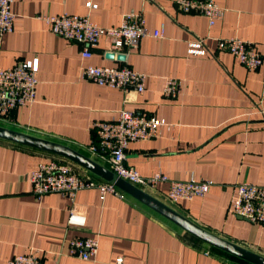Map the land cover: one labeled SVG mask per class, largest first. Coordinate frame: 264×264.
I'll list each match as a JSON object with an SVG mask.
<instances>
[{
    "label": "crops",
    "instance_id": "obj_1",
    "mask_svg": "<svg viewBox=\"0 0 264 264\" xmlns=\"http://www.w3.org/2000/svg\"><path fill=\"white\" fill-rule=\"evenodd\" d=\"M97 4L89 8L87 2ZM225 9L212 27L200 14L181 12L174 0H11L13 30L0 35V66L38 59L35 101L17 108L0 126L67 145L109 168L93 123L109 121L122 109L155 115L174 125L159 135L131 142L125 163L142 176L160 171L171 179L211 180L203 197L169 205L168 184L145 190L203 229L264 256V225L230 212L234 186L264 185V64L249 70L220 50L218 38L256 44L264 57V0H215ZM141 12L149 30L164 24L162 38L142 37L121 60L108 57L102 38L83 58L82 46L53 33L39 14L87 15L116 26L128 12ZM202 40L205 55L188 54ZM128 66L146 74L145 90L99 86L81 76L83 65ZM166 77L181 82L175 98L162 93ZM57 159L96 181H105L70 160L0 139V264L35 251L45 264H251L213 249L132 196L81 189L72 202L58 193L37 197L29 180L40 162ZM73 209V213H71ZM97 236V254H70V241Z\"/></svg>",
    "mask_w": 264,
    "mask_h": 264
},
{
    "label": "built area",
    "instance_id": "obj_2",
    "mask_svg": "<svg viewBox=\"0 0 264 264\" xmlns=\"http://www.w3.org/2000/svg\"><path fill=\"white\" fill-rule=\"evenodd\" d=\"M177 8L184 13L202 15L209 27H212L223 17L225 9L215 0H174ZM89 8H96L97 4L87 2ZM49 29L68 41L77 42L82 46L83 58L91 56V48L96 47L102 38L108 40V52L126 54L135 48L139 40L145 36L162 38L164 24L159 28L149 30L141 12H128L122 16L116 26H101L87 15L68 13L39 14ZM14 14L11 11V0H0V35L13 30ZM217 46L220 50L233 55L240 64L249 70H255L264 64L263 55L256 49V44L238 37L218 38ZM188 54L205 55L206 48L202 40L189 42ZM38 59L19 61L10 67L0 66V119L9 118L12 111L27 106L35 101V88L38 82ZM81 76L99 86L132 90L143 93L145 90L146 74L128 66L83 65ZM181 91V82L174 77H166L162 93L167 98H175ZM174 128L164 119L155 115L140 114L134 110L122 109L113 120L96 121L93 129L96 141L89 146L90 151L102 153L109 162V169L117 176L142 190L154 189L159 182L167 183V199L172 202L192 200L205 196L212 185L211 180L186 181L171 179L166 174L157 171L151 176H142L134 167L125 163L126 150L131 142L149 140L159 135L161 126ZM32 192L40 197L47 193H58L72 202L81 189L96 188L100 199L107 193L123 197V193L113 184L106 181H96L88 176L77 173L67 162L51 159L40 162L31 171L29 177ZM230 212L251 223L264 225V185L249 182L238 183L234 186L231 198ZM73 213V209H71ZM99 241L97 236L75 238L70 241L69 252L83 260H90L97 254ZM7 264H45L39 260L35 251L16 254ZM52 264H57L56 262ZM122 264V258L116 260Z\"/></svg>",
    "mask_w": 264,
    "mask_h": 264
},
{
    "label": "water",
    "instance_id": "obj_3",
    "mask_svg": "<svg viewBox=\"0 0 264 264\" xmlns=\"http://www.w3.org/2000/svg\"><path fill=\"white\" fill-rule=\"evenodd\" d=\"M107 54L108 57H113L115 55L113 52H108ZM117 57L123 60L125 56L123 54H118ZM0 139L64 157L92 172L106 182L113 184L122 192L132 196L136 200L145 204L160 215L169 219L183 230L187 231L197 239L209 244L210 246L245 260L251 264H264V256L203 229L199 225L189 220L187 217L175 211L167 204L151 196L146 191L117 176L109 168L102 166L93 159L67 145L19 132L3 126H0Z\"/></svg>",
    "mask_w": 264,
    "mask_h": 264
},
{
    "label": "trees",
    "instance_id": "obj_4",
    "mask_svg": "<svg viewBox=\"0 0 264 264\" xmlns=\"http://www.w3.org/2000/svg\"><path fill=\"white\" fill-rule=\"evenodd\" d=\"M123 193V192H122ZM123 195H124V193H123ZM210 246V245H209ZM211 248H213V249H217V248H215V247H212V246H210ZM222 251V250H221ZM224 252V251H223ZM230 255V254H229ZM232 258H236V259H239V260H241V261H243V262H245V263H247V261H245V260H242V259H240V258H237V257H235V256H233V255H230Z\"/></svg>",
    "mask_w": 264,
    "mask_h": 264
},
{
    "label": "rangeland",
    "instance_id": "obj_5",
    "mask_svg": "<svg viewBox=\"0 0 264 264\" xmlns=\"http://www.w3.org/2000/svg\"><path fill=\"white\" fill-rule=\"evenodd\" d=\"M165 202L167 203V204H169V205H172V201H170L169 199H167V200H165ZM233 214V213H232ZM234 215V214H233ZM236 216V215H235Z\"/></svg>",
    "mask_w": 264,
    "mask_h": 264
}]
</instances>
